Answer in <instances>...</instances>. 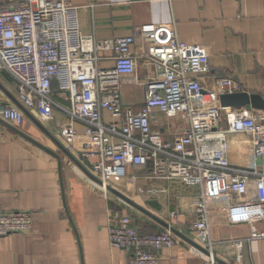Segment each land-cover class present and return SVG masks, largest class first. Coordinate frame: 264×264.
Here are the masks:
<instances>
[{"label": "built area", "instance_id": "1", "mask_svg": "<svg viewBox=\"0 0 264 264\" xmlns=\"http://www.w3.org/2000/svg\"><path fill=\"white\" fill-rule=\"evenodd\" d=\"M136 40L144 46L138 55L131 51ZM208 57L205 45L180 41L173 26L145 25L134 28L130 36L97 39L82 34L79 8L66 0L0 3V73L16 83L12 96L22 107L45 124L59 109L68 121L55 123L54 131L104 189L113 177L134 184L138 177L127 176V167L143 169L149 180L196 188L187 210L193 216L189 228L206 251L203 264H218V251L226 248L232 250L233 264H243L244 239L213 240L208 197L234 196L244 209H258L264 219V168L231 165L228 141L231 134L250 137V153L263 161L264 113L219 107L218 95L237 90L228 77L215 80L216 90L202 85L200 77L209 73ZM104 60H112L113 68H102ZM139 63L151 68L152 76L142 83L144 103L135 112L121 104L119 84L124 77L136 78ZM56 92L67 96V108L55 102ZM4 98L0 90V119L20 125L24 113ZM156 115L179 119L183 126L170 130ZM222 119L225 126L220 128ZM77 123L83 126L82 133L75 128ZM163 131L181 132L165 138ZM5 139L0 127V143ZM31 229L30 212L4 211L0 194V237ZM108 234L129 264H158L159 251L174 242L166 229L139 233L127 215L109 218Z\"/></svg>", "mask_w": 264, "mask_h": 264}, {"label": "crops", "instance_id": "2", "mask_svg": "<svg viewBox=\"0 0 264 264\" xmlns=\"http://www.w3.org/2000/svg\"><path fill=\"white\" fill-rule=\"evenodd\" d=\"M8 1L0 0V3ZM66 1L79 8L82 34L94 35L97 39L130 36L134 28L145 25L173 26L180 41L208 48L209 73L200 77L205 88L215 90V80L228 77L237 93L260 95L264 99V0ZM142 49L140 40L131 47L135 55ZM100 66L111 69L113 61L104 60ZM149 76H152V69L139 63L136 78L121 79L119 93L123 107L135 112L142 107V83ZM7 77L0 73V85L13 95L14 86L11 88L3 83L2 78ZM54 100L61 107H68L65 94L56 92ZM260 113L264 111H253L255 115ZM30 115L67 147L59 131H54L55 123L68 121L59 109L53 110V120L46 124L35 113ZM156 116L170 130L183 126L179 119L165 120ZM103 117L108 120V113ZM224 126L222 119L219 127ZM0 127L6 135L5 141L0 143L2 209L28 211L32 218L29 233L0 237V264H129L126 253L109 241V218L130 216L141 234L165 229L90 179L26 116L20 125L10 127L32 137L57 158L10 128ZM75 128L78 133L83 132L81 124H75ZM180 132L163 131V136L173 138ZM228 141L231 165L243 169L264 168V160L255 159L249 151L250 137L231 134ZM79 163L88 171L86 163ZM126 175H136L138 179L129 184L125 177H113L107 186L153 213L189 240L173 235V245L159 251L158 264H203L206 253L189 228L193 216L187 210L197 189L177 181L149 180L143 169L127 167ZM118 178L123 179L122 182ZM150 191L160 192L153 195ZM139 198L143 199L142 203L137 201ZM150 199L159 203L160 211L145 204ZM208 202L213 240L244 239L243 264H264V219L261 220L263 215L259 210L244 209L234 196L210 193ZM175 211V217H170ZM231 254L230 248L220 249L218 258L225 264H233Z\"/></svg>", "mask_w": 264, "mask_h": 264}, {"label": "water", "instance_id": "3", "mask_svg": "<svg viewBox=\"0 0 264 264\" xmlns=\"http://www.w3.org/2000/svg\"><path fill=\"white\" fill-rule=\"evenodd\" d=\"M0 90L7 96V98L14 104L19 110H21L24 115L30 119L34 125L40 130V132L47 138L49 139L62 153L65 157H67L73 164H75L77 167H79L90 179H92L95 183L102 185L101 181L93 177L80 163L79 161L67 151V149L58 141V139L53 136L47 129H45L38 121H36L28 111H26L22 105L12 96L10 95L1 85H0ZM218 105L221 108H231V109H245L248 112L251 111H264V99L260 95H255V94H249L246 92L242 93H232V94H222L218 95ZM0 124L10 128L12 131H14L16 134L20 135L33 145L37 146L38 148L42 149L46 153L58 157L55 155L52 151H50L48 148H46L44 145L33 139L32 137L22 133L21 131H18L17 129L10 127L7 123L2 121L0 119ZM105 189L114 194L116 197L133 207L134 209L138 210L139 212L145 214L149 218H151L153 221L161 225L163 228L166 230L170 231L173 235L178 236L182 238L183 240L189 241L185 236H183L181 233H179L176 229L171 227L168 223L162 221L159 219L157 216H155L153 213L147 211L146 209L140 207L124 195L116 192L115 190L111 189L110 187L106 186ZM147 206L152 208L154 211H160L161 206L155 199H150L145 202ZM204 253H206L205 250H202ZM218 264H225L219 259H217Z\"/></svg>", "mask_w": 264, "mask_h": 264}, {"label": "rangeland", "instance_id": "4", "mask_svg": "<svg viewBox=\"0 0 264 264\" xmlns=\"http://www.w3.org/2000/svg\"><path fill=\"white\" fill-rule=\"evenodd\" d=\"M8 78V77H7ZM5 79V78H2L4 81H3V83L5 84V85H7V86H9V87H13L14 86V89H16V86H15V84L16 83H14L12 80V83H11V81H10V79ZM14 84V85H13ZM217 89V86H216V88H215V90ZM1 126V125H0ZM3 129V128H2ZM58 150V149H57ZM68 151V150H67ZM60 152V151H59ZM69 152V151H68ZM70 153V152H69ZM72 154V153H71ZM73 155V154H72ZM74 156V155H73ZM75 157V156H74ZM76 158V157H75ZM111 180H112V178H108L107 179V185L109 186V184H110V182H111ZM117 180H119V182H122V180L123 179H121V178H118ZM140 199V200H139ZM139 199H137V201L139 202V203H142V201H143V199H141V198H139Z\"/></svg>", "mask_w": 264, "mask_h": 264}]
</instances>
